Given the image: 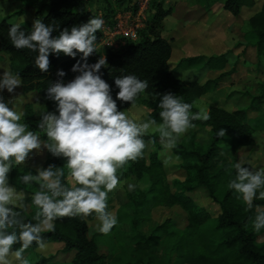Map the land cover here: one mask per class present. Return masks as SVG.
Here are the masks:
<instances>
[{
    "label": "clouds",
    "instance_id": "1",
    "mask_svg": "<svg viewBox=\"0 0 264 264\" xmlns=\"http://www.w3.org/2000/svg\"><path fill=\"white\" fill-rule=\"evenodd\" d=\"M23 22L22 18L20 23H11L8 37L14 48L36 53L34 65L40 72L49 71L53 53L73 58L81 53L83 62L72 66L71 71L79 73L74 79L63 82L67 73L59 69L58 79L46 87V98L55 103L56 109L38 111L39 131L30 130L22 122V113L15 107L18 96L8 102L0 96V264H31L24 253L33 244L45 249L43 233L55 231L57 219H87L94 214L96 230L108 234L118 223L114 212L108 210V195L120 183L119 170L144 157L148 146L144 137L158 134L162 147L170 152L183 135L196 127L193 121L210 119L205 108L193 113V105L172 92L154 94L160 122L154 118L137 120L121 111L117 101L134 105L147 90L148 81L134 74L117 76L114 84L118 92L113 98L112 86L100 74L107 66L106 57L100 56L95 63L87 59L98 51L96 33L103 28L102 18L94 15L70 30H59L57 35H53L59 27L55 23L36 19L31 31H25ZM4 69L0 73V92L15 93L22 85L19 74ZM225 134L221 128L217 136ZM149 142L154 144L155 139ZM45 151L66 163H49L46 167L33 164L34 172L30 169L20 175L23 185L38 186L30 193L35 213L27 219L24 213L28 205L17 188L10 185L9 173L13 167H27L34 152L43 155ZM171 158L166 156L164 164ZM244 164L241 160L231 164L227 187L237 193L246 212L254 208L255 215L249 220L253 230L260 232L264 229V205L254 206V201H264V167L252 165L249 169ZM127 188L135 191L137 185L128 183Z\"/></svg>",
    "mask_w": 264,
    "mask_h": 264
},
{
    "label": "trees",
    "instance_id": "2",
    "mask_svg": "<svg viewBox=\"0 0 264 264\" xmlns=\"http://www.w3.org/2000/svg\"><path fill=\"white\" fill-rule=\"evenodd\" d=\"M32 3L37 9L34 16L41 19L45 24L58 25L59 30L64 28L71 29L72 26H79L86 23L93 14L87 8L89 0H26ZM132 1V0H131ZM131 3V2H130ZM254 0H224L223 8L232 15L245 13V9L251 7ZM150 7H154V12L150 18V24L146 33L140 32L138 39H132L128 36H121L123 42L117 46L109 43H102L99 47L97 44L101 42L103 32L98 31L96 47L98 51H94L87 59L89 63H95L104 56L107 59V66L102 67L101 75L111 86L112 95L115 98L118 89L115 87V77L120 75L134 74L143 80L148 81L147 94L172 92L182 99L183 102L193 105L196 98L200 97L207 91L217 88L220 80L224 75L230 74L238 67L236 60L233 65L221 71L213 78H207L204 81L197 79H182L177 77L170 65L172 55L171 42L162 36L157 29L161 25V21L165 15L173 11L172 6L164 7L162 0H150ZM132 8L127 5L124 9ZM113 9H108L104 16L110 17ZM22 13V10L18 11ZM246 14V13H245ZM252 32L255 34V48L258 56L264 55V0L259 8L254 10L248 17ZM8 17L0 20V51H4L9 56L10 70L19 74L21 79V89L23 91L38 90L41 96L46 97L45 89L51 81L58 79L56 73L59 69H63L67 75L63 81L78 75L71 71L72 66L77 61H82V54L77 53L76 57L67 56L64 53L51 54L49 59L51 62L50 69L47 73H42L34 65L36 53L28 49L18 50L11 45L8 37V30L11 27ZM112 23V22H111ZM114 23V21H113ZM22 29L31 31L32 24L29 21L22 23ZM143 29V28H142ZM142 31V30H141ZM184 56L176 61L180 65L184 61ZM196 60L203 63L206 69H224L228 59L225 53L213 54H197L189 57L188 61ZM188 62V63H189ZM203 71V72H204ZM202 72V73H203ZM145 104L151 108L147 114V119L154 118L160 122L158 108V100L154 98L146 99ZM119 109L128 106L130 103H121L117 101ZM45 108L48 111H55L56 105L53 101L46 100ZM33 106L30 102L24 104L22 122L29 126L30 130L39 131L36 127L39 117L34 116ZM255 110L264 114V85L256 94L250 95V101L247 107H239L233 110H225L220 106L212 105L209 107L208 113L210 119L207 121L197 120L193 123H200L209 126V138L205 143L196 142L192 136L187 142H181L176 145L175 153L185 158L183 167L186 176L183 180L174 179L171 186L165 180V173L162 167V161L157 154L153 152L150 155L151 161L146 163L145 160L138 159L130 161L118 175L120 178L124 174L135 172L138 178L147 177L150 181L148 187L141 189L137 194L130 193L132 202L135 204L147 206V204H178L185 211L188 220V226L191 227L188 235L193 236L195 228L210 218V213L203 206L196 204L194 193L197 189H204L207 196L216 199V191L221 184L228 183L229 169L231 164L236 162L237 150L241 146H248L254 142L251 135L252 125L247 121V111ZM197 109L192 107V112ZM223 128L226 132L224 137L217 136L218 131ZM158 135L145 136L146 142L150 143L155 139L157 143ZM43 139V134L41 133ZM227 139L224 143L223 140ZM152 144V143H151ZM49 163L57 166H63L66 161L63 158H54L49 153H45L43 165L46 167ZM244 167L246 165L244 164ZM35 171L31 166L13 167L9 173V182L17 189L28 193L24 197L28 205V211L25 214L27 219H31L35 213L34 207L31 205L30 193L38 188L36 184L31 186L23 185L19 177L25 171ZM132 169V171H131ZM65 171H67L65 169ZM232 177L235 170L232 169ZM174 187V188H172ZM110 197L108 196V202ZM221 211L214 218L213 232L217 237V246L211 250L198 246V249L188 245L187 235H183L177 244L178 256L182 258V263L188 264H264V229L260 232L253 230L249 217H254V208L251 211H245V205L237 198V193L226 186L222 197L218 199ZM255 204L264 205V201L255 200ZM128 205L123 203L118 208L117 219H122L126 211L121 208ZM109 210V208H108ZM95 215L89 216L87 219L80 217L63 218L55 221V231L43 233L46 243L62 242V249L65 252L73 251L69 264H146L132 263L125 261L122 263L108 262L103 253L98 251L95 238L88 236L89 221ZM162 223L158 227L165 225ZM135 226V224H134ZM158 227H156L158 229ZM140 234V233H139ZM141 235V234H140ZM144 236V235H142ZM141 237V236H140ZM146 241L150 237H145ZM262 239V240H261ZM261 240V242H259ZM143 241H136L139 248L143 246ZM15 247H19L16 245ZM38 246L33 244L24 255L30 257L31 264H53L48 263V259L42 255H37L34 250ZM147 264H151L150 262Z\"/></svg>",
    "mask_w": 264,
    "mask_h": 264
},
{
    "label": "rangeland",
    "instance_id": "3",
    "mask_svg": "<svg viewBox=\"0 0 264 264\" xmlns=\"http://www.w3.org/2000/svg\"><path fill=\"white\" fill-rule=\"evenodd\" d=\"M132 1H88L87 8L93 16H98L104 20L102 28L104 32L103 38L101 42L97 44V47L103 42H110L112 43L111 45H119L123 42V40L120 39V34H117V30L114 29L115 21L119 17V19H129V23L130 19L133 20L137 16L135 13L129 14L130 17L128 14L120 16L123 12H129L124 8L127 5H132ZM168 1H164V6L174 2H172V0ZM186 1H189V3L178 2L182 4L176 5L178 13L175 12L176 14L166 18L163 21L164 24L157 27L160 34L167 38L172 45H175L171 55V69L179 78L204 81L207 78L215 77L218 71H210L208 69L204 71L205 68H203L202 62H196V60L189 62V57L197 54H204V52L210 53L209 51L223 53V51L225 52L228 49L227 57L229 63L226 69H229L237 56L236 54L242 51L243 55H241V57H243V60L239 68L235 72L225 76L223 80L220 81L217 88L211 89L196 98L193 105L197 111L200 107L208 111L209 107L212 105L220 106L225 110L247 107L250 101V95L258 93L261 86L264 85V55L258 56L256 53L254 44L256 37L247 20V17L254 10L259 8L263 0H254L253 5L245 9L246 14L243 13L237 18L227 10H224V0ZM185 3L187 4L185 5ZM36 9L37 8L32 3L26 0H0V20L7 16L10 22L20 23L23 18L24 21H29L33 25ZM108 9L113 10L110 17L106 18L104 13ZM19 10L23 12L19 13ZM153 12L154 7H149L147 20L143 22L139 30L137 29L136 39L140 37V32L142 34L147 32ZM176 20L177 22L175 23ZM229 23L230 26L228 25ZM179 24H184V27L189 25L187 26L189 29H192L195 25L196 33L198 32L200 35H196L195 31L193 33V30H191L189 33H193L192 38H184L181 34L183 33L181 31L182 26H179ZM210 32L212 34H210ZM195 39L203 41L204 43H197L194 41ZM214 42L216 44H213ZM217 42L222 46L219 47ZM205 45L212 46L209 50H206ZM180 48H182V51L184 50L183 54L185 53V58L184 61L178 65L175 59H178ZM241 57H239L237 61H240L242 59ZM4 68L10 69L9 56L6 52L0 51V73L5 70ZM72 79H74V77L66 79L63 82L67 83ZM0 96L3 97L5 102L12 100L14 96H18L15 107L17 111L21 113H23L25 102H30L33 106L32 114L37 117H39L38 111L45 108V102L47 100L46 97L40 95L38 90L23 91L21 86L15 90V93L10 94L7 90H4L0 92ZM152 98H154L153 94L144 92L137 98L134 105L129 104L120 110L126 111L131 118L146 120L147 114L151 111V108L148 107L144 101ZM9 106L11 107L12 105L10 104ZM247 121L252 125L251 135L254 142L248 146H241L237 150L236 161L241 160L245 162L246 167L249 169L252 168V165L264 167V114L255 110H248ZM194 124L196 127L190 129L183 135L177 145L181 142H187L192 136L196 142L205 143L208 141L209 126L200 123ZM157 141L158 142L154 144L148 143L142 160L149 163L151 161L150 155L155 152L162 161L165 180L168 181L170 185L172 184L171 186H174L172 183L174 179L183 180L186 176L185 168L182 164L186 159L175 153L176 147L170 152L165 150L160 143L159 136L157 137ZM223 142L226 143L227 139H224ZM45 153L46 151L41 155L34 152L29 157L28 166L32 167L33 164L37 166L43 164ZM168 155L172 158L170 162L165 165L163 160ZM128 183L136 184V190L129 191L127 188ZM149 183L150 181L147 177L138 178L133 171L129 174L122 175L117 188L108 195L110 197L108 208L109 211L114 212L117 216L119 213L118 208L123 203H128V205L121 208L122 211L128 213H126V215L123 214V218L118 219L117 225L106 235L96 230L95 225L97 221L95 217L89 221L88 236L95 238L98 251L105 255L108 262L122 263L131 261L132 263H143V261H146V264L149 262L151 264H188L182 263L181 256H178L177 244L183 235H187L188 245H197L195 247L196 249H198V246H203L211 250L217 246L218 240L213 232L214 218L221 211L218 199L221 198L225 192L226 184H221L218 187L216 191L217 200L207 196L204 189H197L195 191L193 195L196 204L207 209L210 213V218L207 219L201 227L195 228V232L192 234L193 236H191L188 235L191 227L188 226L186 211L180 205L147 204V206H138L132 202L130 193L134 192L137 194V191L140 192L141 189L145 190ZM10 185L12 184L10 183ZM17 190L23 197L28 195V193L23 190ZM164 222H166L165 225L158 227ZM156 227H158V229ZM145 237L150 238L146 241ZM262 239H264V237ZM138 240L143 241V246L141 248L136 244ZM261 240L259 242H261ZM62 247V242H48L46 243L45 249L41 250L37 247L34 252L37 255L40 254L46 257L48 263L69 264L73 251L65 252ZM25 256L29 258V260L31 259L27 254Z\"/></svg>",
    "mask_w": 264,
    "mask_h": 264
},
{
    "label": "built area",
    "instance_id": "4",
    "mask_svg": "<svg viewBox=\"0 0 264 264\" xmlns=\"http://www.w3.org/2000/svg\"><path fill=\"white\" fill-rule=\"evenodd\" d=\"M150 5V0H133L132 1V8H127L129 12L121 13L120 16L123 14H137V16L131 20L128 23L129 19H116L114 29L117 30V34H120V36H128L132 39H136L137 35V29L139 30L141 26L143 25V22L147 20L148 17V8ZM130 17V15H129ZM104 33V32H103ZM103 43H109L110 42H103ZM117 46V45H115Z\"/></svg>",
    "mask_w": 264,
    "mask_h": 264
},
{
    "label": "crops",
    "instance_id": "5",
    "mask_svg": "<svg viewBox=\"0 0 264 264\" xmlns=\"http://www.w3.org/2000/svg\"><path fill=\"white\" fill-rule=\"evenodd\" d=\"M163 1V6H164V1H168V0H162ZM174 1V2H173ZM168 2H170V1H168ZM172 2L173 3H170L169 5H167V6H164V7H168V6H172L173 7V11L170 13V14H167V15H165L164 16V18L162 19V21H161V24H164V20L166 19V18H168V17H170L171 15L173 16L174 14H176V13H178V11H177V8H176V5H182L181 3H178V2H182V3H184V2H187V3H189V1H186V0H172ZM187 3H185V5L187 4ZM176 12V13H175ZM229 12V11H228ZM224 13V12H223ZM222 13V14H223ZM239 15H241V14H238V15H236V16H234L235 18H237ZM177 22V20L175 21V23ZM191 22V21H190ZM184 25V24H183ZM183 25H181V24H179V26H182L181 28V31L183 32V33H181L183 36H184V38H186V39H191L192 38V35H193V33H194V31H195V33H196V27H195V25H194V27L192 28V29H189V27H187V26H189V25H187L186 27H184ZM229 26H230V23L228 24ZM191 26V25H190ZM230 28V27H229ZM191 30H193V33H189ZM205 31H206V29H205ZM205 34H206V32H205ZM210 34H212L211 32H210ZM196 35H200L198 32L196 33ZM208 37H212V36H208ZM195 42H197V43H204L203 41H198L197 39H195L194 40ZM210 41H212V40H210ZM213 44H216L215 42L213 43ZM217 44H218V46L219 47H221L222 45L221 44H219L218 42H217ZM173 46V48H172V53H173V51H174V48H175V45H172ZM211 46L212 45H205V49L206 50H209L210 48H211ZM188 48V47H187ZM190 48V47H189ZM214 48V47H213ZM212 48V49H213ZM227 51H228V49H227ZM227 51H223L224 53H225V55H226V57H227ZM183 52H184V50L182 51V48H180V52H179V56H178V59L179 58H181L182 56H184L185 55V53L183 54ZM210 53H205L204 52V54H213L214 52H211V51H209ZM237 56H236V58H235V60L233 61V63L236 61V60H238V58L239 57H241V55H243V52L242 51H240L238 54H236ZM242 59L240 60V61H238V67H237V69L239 68V65L242 63V60H243V57H241ZM178 59H175L176 61L178 60ZM227 59H228V57H227ZM170 62H171V58H170ZM228 63H229V60H228V62H227V65L224 67V69H208V70H210V71H218V73H217V75L221 72V71H223V70H227L226 69V67L228 66ZM233 63H232V65H233ZM231 65V66H232ZM236 69V70H237ZM235 70V71H236ZM235 71H233V72H235ZM232 73V72H231ZM216 75V76H217ZM227 75H229V74H226V75H224L223 76V78L225 77V76H227ZM223 78L220 80V81H222L223 80ZM219 84H220V82H219ZM219 86V85H218ZM26 102H28V101H26ZM25 102V103H26Z\"/></svg>",
    "mask_w": 264,
    "mask_h": 264
}]
</instances>
